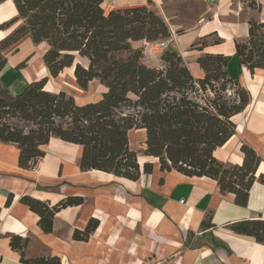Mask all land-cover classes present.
<instances>
[{
	"label": "trees",
	"instance_id": "obj_1",
	"mask_svg": "<svg viewBox=\"0 0 264 264\" xmlns=\"http://www.w3.org/2000/svg\"><path fill=\"white\" fill-rule=\"evenodd\" d=\"M102 2L13 0L17 14L0 23V30H9L0 40V71L7 62L3 50L29 35L35 46L45 44L42 61L49 76L73 68L80 89L86 90L90 81L98 80L105 90L99 99L78 104L62 90L46 89L47 76L29 82L16 94L0 81V143L15 144L19 167L32 168L44 156L43 146L56 137L81 146V170L96 169L136 180L141 170L137 152L129 148L128 131L143 129L141 154L157 159L161 170L209 177L221 192L233 193L235 203L245 205L251 184L256 179L264 184V173L255 176L260 156L245 143L239 148L241 164L227 166L213 155L235 134L233 117L251 101L249 91L226 71L230 57L221 53L199 56L196 62L204 73L200 78L191 74L171 47L160 55L161 67L149 66L142 62V49L132 42L168 39L165 19L147 5L105 11ZM247 4L260 10L253 0ZM247 23V38L235 39L234 48L240 65L253 75L264 68V23L254 18ZM208 36L214 37V44L221 42L211 32L197 42L198 50L206 45ZM151 170V162L142 164L143 173ZM11 199L10 194L6 206ZM20 201L39 216L42 230L50 232L55 213L79 205L83 199L68 196L52 206L29 196ZM97 225L98 220L91 218L83 230L73 232V239L86 240ZM230 229L264 244V220L239 221ZM27 242L18 235L9 241L20 252L21 262L59 264L55 257L25 259Z\"/></svg>",
	"mask_w": 264,
	"mask_h": 264
},
{
	"label": "crops",
	"instance_id": "obj_2",
	"mask_svg": "<svg viewBox=\"0 0 264 264\" xmlns=\"http://www.w3.org/2000/svg\"><path fill=\"white\" fill-rule=\"evenodd\" d=\"M172 1L186 0H103L102 7L109 11L149 6L165 19L170 30V37L161 40L162 49L170 46L178 52L194 77L200 78L204 74L196 62L199 56L221 53L230 57L227 73L248 90L253 76L240 65L234 40L247 38L249 18L264 23V0H253L260 6L259 11L250 8L247 0H202L204 11L194 23L183 28L174 21L175 16L168 15L163 9ZM241 4L254 14L242 18L235 7ZM179 29L183 31L177 33ZM211 32H215L221 42L214 44L209 40L212 36H208L206 45L198 50L200 44L197 42ZM25 37L29 38L28 35ZM23 39L15 43L17 48ZM142 41L132 42V46ZM27 43L35 47L30 38ZM40 45L43 46L37 57V69L30 64L28 70L16 69L21 61L30 60L33 52L28 47L24 53L20 48L11 55H4L7 62L0 71V81L10 93L16 94L29 82L48 77L42 61L46 47L44 43ZM188 60L192 62L191 66ZM38 70L44 74L38 75ZM263 70L257 69L255 73ZM70 73L75 83L73 72ZM237 74H243L244 84ZM93 81L99 85L97 96L78 104L100 98L105 88L98 80L90 81L87 88ZM59 90L70 94L61 88L50 91ZM240 114L233 117L235 123ZM256 120L259 122L258 117ZM243 132L245 136L241 141L238 137ZM242 133H238L236 123L235 134L213 151L214 157L224 163L241 164L239 148L242 143L258 154L264 140V128L255 130L251 119ZM132 135L139 140L136 147L131 146ZM144 141L143 129L128 131V145L137 152L141 170L136 180L96 169L81 170L78 164L81 146L56 137H51L43 146L44 156L32 168L19 167V149L15 144L0 143V264H28L21 262L20 252L10 247L12 235L28 239L23 249L25 259L55 257L59 264H264V244L230 229L239 221L264 220V184L256 179L248 190L246 204L239 205L235 203L233 193L221 192L217 182L209 177L161 170L157 159L140 153L145 148ZM144 162L152 163L151 172H142ZM261 173H264L262 160L255 176ZM10 194L12 199L6 206ZM22 196L45 201L49 206L68 196L81 197L83 202L57 211L51 231L45 232L38 224L39 216L20 201ZM91 218L98 220L96 229L84 241L73 239V232L83 230Z\"/></svg>",
	"mask_w": 264,
	"mask_h": 264
},
{
	"label": "rangeland",
	"instance_id": "obj_3",
	"mask_svg": "<svg viewBox=\"0 0 264 264\" xmlns=\"http://www.w3.org/2000/svg\"><path fill=\"white\" fill-rule=\"evenodd\" d=\"M239 1H243V0H239ZM235 7L239 9V14L241 15L242 18L254 14V12H252L251 10H246V6L243 4ZM163 9L165 13H167L168 15L175 16L174 21L180 23L181 27L183 28L185 26L194 23L195 18L199 15V13L204 11V5L202 3V0H186L184 2L172 1L170 3H166L163 6ZM16 14L17 11L15 9L13 0H6L0 4V23L13 18ZM179 30L183 31V29H179ZM7 32H9V30ZM6 34L7 33H4L3 30H0V40L4 38ZM22 38L24 39L18 43L19 48H17L15 44H12L8 46V48H6V51L3 52V54L11 55L20 48L21 51L24 52L28 47V50L33 53L29 57L30 60L25 59L19 63V64H23L21 65L20 70L21 69L28 70L29 64L33 68L37 69L38 67L37 57L40 54L43 45L33 47L28 45L27 43L29 42L30 37L28 38L24 36ZM213 39L214 37H210L209 40L211 41ZM134 46L142 49V55H143L142 62H144L147 65H155L157 67L162 66V61L159 58V55H161L162 52L164 51L162 49L164 48V44L162 41L148 42V43L146 41L145 42L142 41L135 43ZM77 61H80L82 64H84V61L81 59H78ZM190 64H192V62L188 60V65L191 66ZM70 72H73V68L64 69L56 77H51L48 75L47 77L48 83L46 84V89L48 90H58L59 88L65 89L68 93L72 94V96L75 98L74 100L76 103L81 102L83 100L93 99L95 96H97V93L99 91V85L97 84V81H93L86 90L78 89L74 81H72ZM41 74H44L43 71L38 70V75ZM252 76H253L252 81L248 83L249 85H251L250 88L248 89L251 96L250 104L235 119L238 126V133H242V131L244 130V126L247 124V122L250 123L251 119L254 122L255 130H261L262 128H264V111L262 113L260 112L258 113V109H256V106L259 102L264 105L263 103L264 102V70L258 71L256 73L254 72ZM30 77H32L31 74ZM237 77H239L240 82L244 84L243 74H237ZM20 82L22 83L21 80ZM257 117L259 119V122L256 120ZM244 136H245V132L240 134L238 139L243 141ZM130 141H131V146L136 147L137 146L136 143L139 140L135 135H132L130 136ZM258 154L262 162H264V140L259 146ZM232 164L233 163H229V162L225 163V165L227 166H230Z\"/></svg>",
	"mask_w": 264,
	"mask_h": 264
},
{
	"label": "bare ground",
	"instance_id": "obj_4",
	"mask_svg": "<svg viewBox=\"0 0 264 264\" xmlns=\"http://www.w3.org/2000/svg\"><path fill=\"white\" fill-rule=\"evenodd\" d=\"M27 47V46H26ZM25 52V51H24ZM23 52V53H24ZM43 69V68H42ZM70 69H72V68H70ZM30 70V69H29ZM264 103V102H263ZM258 110H259V112L260 113H262L263 111H264V105L263 104H260L259 106H258V108H257ZM255 112V111H254ZM258 114V113H257ZM234 119V118H233Z\"/></svg>",
	"mask_w": 264,
	"mask_h": 264
},
{
	"label": "built area",
	"instance_id": "obj_5",
	"mask_svg": "<svg viewBox=\"0 0 264 264\" xmlns=\"http://www.w3.org/2000/svg\"><path fill=\"white\" fill-rule=\"evenodd\" d=\"M146 264H160L159 262H147Z\"/></svg>",
	"mask_w": 264,
	"mask_h": 264
}]
</instances>
